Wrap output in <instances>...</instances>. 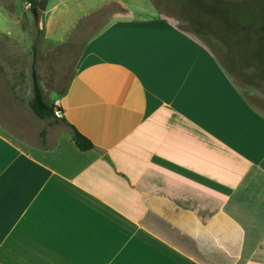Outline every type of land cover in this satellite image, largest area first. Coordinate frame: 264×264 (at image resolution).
I'll list each match as a JSON object with an SVG mask.
<instances>
[{"label": "crops", "instance_id": "1", "mask_svg": "<svg viewBox=\"0 0 264 264\" xmlns=\"http://www.w3.org/2000/svg\"><path fill=\"white\" fill-rule=\"evenodd\" d=\"M18 3L0 0V264H264V113L234 81L264 80L258 41L217 55L151 0H49L42 38L79 31L41 40L73 70L64 126L36 138L32 65L46 94L52 64L9 37Z\"/></svg>", "mask_w": 264, "mask_h": 264}, {"label": "rangeland", "instance_id": "2", "mask_svg": "<svg viewBox=\"0 0 264 264\" xmlns=\"http://www.w3.org/2000/svg\"><path fill=\"white\" fill-rule=\"evenodd\" d=\"M16 1L19 2L18 6L20 9L23 8V0ZM48 1L49 0H38V3L36 4L37 17L33 14V12H31V2L29 1V3H26L25 6L28 8V10L26 11L25 15H21L20 23L18 25L12 26L11 35H9V37H12V42L16 43L17 45L28 46V52L31 50L36 53V60L38 59L37 57L40 53L41 60L45 59L46 63L48 62V64H52V68L49 70V72L46 71V94H44L46 100L50 101L56 97H59V94L67 85L73 70V66L70 67V65H68V63L64 60V55L62 54L63 47L59 46L60 48L57 47L51 54H48L47 47L46 51L44 50L45 48H43V43L52 41L53 46H56L57 44L59 45V37L73 39L78 35L79 30H72L68 32L57 31L51 33L48 36L45 35L44 38H42V33L44 32V23L42 20L41 10L42 6L44 4L46 5ZM151 1L163 16L172 20L176 26L185 29L204 41L217 55L222 53L221 51L225 46L224 44V46L221 44V37L217 36L216 33H210L208 27V30L204 31L203 28L205 29L206 27L196 24L198 19L201 23L206 24L207 26L209 25L211 28L215 26L219 27L221 25V18H223V16L219 18L218 7L225 8L227 6H234L236 3H248L255 5L254 9H258V11L262 10V12H260L262 14L260 19L264 23V0H181L180 2H178V0ZM39 2L40 7H38ZM48 16L49 15L46 14V21ZM193 18H195L196 23H194ZM250 21L254 22H251L253 25L260 23L259 19L256 17L252 18ZM33 42L34 44H37L38 42L40 44L42 43L39 53L38 49H34L32 47ZM27 57L28 54L26 52L23 59L25 62ZM41 73L42 72H40V74ZM50 77H57L59 80L58 84L53 86V84H51L49 81ZM234 81L240 88L241 92L246 97H251V100L255 103V105L260 109V111L264 113V80H245L238 79L236 77L234 78ZM40 85L42 87L44 85L43 77L40 79ZM25 108L26 111H23L24 117L22 120L25 121L24 128L27 129V133L30 136L36 138L39 137L40 134L38 130L45 126V124L46 129H48L49 126H59V128L64 126L62 120L56 119L55 117H46V119L43 121L44 124L40 125L41 121H38V119L34 117L35 115H33L31 109L28 108V106H25ZM36 128H38V130ZM12 130H15V128H12Z\"/></svg>", "mask_w": 264, "mask_h": 264}, {"label": "trees", "instance_id": "3", "mask_svg": "<svg viewBox=\"0 0 264 264\" xmlns=\"http://www.w3.org/2000/svg\"><path fill=\"white\" fill-rule=\"evenodd\" d=\"M30 2L34 0H29ZM181 0H178L180 2ZM243 4V5H242ZM236 3L234 6H227L225 8L218 7V16L221 18L222 22L219 27H209L206 24H203L198 19L197 23L195 22V18H193L194 23L206 27L203 30H208L210 33H216L217 36H220L221 39H225L227 41L233 42L237 38L244 39H255L258 41L254 46H250L251 43L247 44V47H243L247 51L251 53V50L255 52V54L262 55L264 54V23L261 21L262 10L254 9L255 5L248 3ZM220 10V11H219ZM256 17L259 19L260 23L257 25H253L250 21L252 18ZM254 23V22H253ZM182 29V28H181ZM185 30V29H184ZM234 44V43H233ZM235 48L236 46L233 45ZM32 82H33V97L31 101V109L33 113L38 118H46V117H55L56 119H60L63 122H66L65 118L61 115H58V112H63L62 108L56 106L53 102L47 101L43 92L41 85L38 80V76L34 65H32ZM72 141L76 145V147L82 151L91 149L93 147V143L86 136L81 134L74 126H72Z\"/></svg>", "mask_w": 264, "mask_h": 264}, {"label": "water", "instance_id": "4", "mask_svg": "<svg viewBox=\"0 0 264 264\" xmlns=\"http://www.w3.org/2000/svg\"><path fill=\"white\" fill-rule=\"evenodd\" d=\"M36 4H37V0L32 1V12L37 17ZM61 114H62L61 112H58V115Z\"/></svg>", "mask_w": 264, "mask_h": 264}, {"label": "built area", "instance_id": "5", "mask_svg": "<svg viewBox=\"0 0 264 264\" xmlns=\"http://www.w3.org/2000/svg\"><path fill=\"white\" fill-rule=\"evenodd\" d=\"M57 103V101L56 102H54V104H56Z\"/></svg>", "mask_w": 264, "mask_h": 264}]
</instances>
